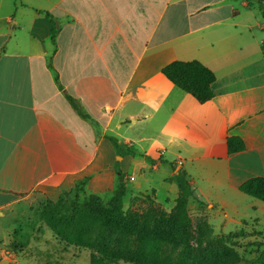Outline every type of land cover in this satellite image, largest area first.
Returning a JSON list of instances; mask_svg holds the SVG:
<instances>
[{
  "label": "crops",
  "instance_id": "0c3cea01",
  "mask_svg": "<svg viewBox=\"0 0 264 264\" xmlns=\"http://www.w3.org/2000/svg\"><path fill=\"white\" fill-rule=\"evenodd\" d=\"M256 1L0 0V214L37 191L100 178L111 166L110 138L127 121L139 129L120 141L133 159L145 163L143 154L154 168L177 150L168 178L187 162L209 224L214 203L237 206L247 195L239 185L264 178V20ZM193 59L215 74L204 103L161 72ZM231 135L242 138V150L227 152ZM163 188L160 197L150 188L155 202L173 205L176 183ZM125 195L123 204L138 196ZM253 198L244 206L264 209Z\"/></svg>",
  "mask_w": 264,
  "mask_h": 264
},
{
  "label": "trees",
  "instance_id": "16d2710c",
  "mask_svg": "<svg viewBox=\"0 0 264 264\" xmlns=\"http://www.w3.org/2000/svg\"><path fill=\"white\" fill-rule=\"evenodd\" d=\"M56 30L53 26L52 37ZM161 72L199 103L214 95L215 74L196 59L171 61ZM226 148L228 153L240 151L244 142L239 136H227ZM167 180L174 181L178 188L168 212L150 200L143 211L124 210L126 187L124 177L120 175L117 188L106 203L94 194L80 206L58 201L46 205L42 217L60 240L88 249L90 264H235L237 253L222 237L213 236V229L205 219H199L193 226L187 211L188 197L202 200L181 168ZM238 188L264 201L263 177L249 178Z\"/></svg>",
  "mask_w": 264,
  "mask_h": 264
},
{
  "label": "rangeland",
  "instance_id": "374dc122",
  "mask_svg": "<svg viewBox=\"0 0 264 264\" xmlns=\"http://www.w3.org/2000/svg\"><path fill=\"white\" fill-rule=\"evenodd\" d=\"M252 6L256 8L257 18L264 20V0H257ZM239 53L241 56L245 55L243 52ZM138 132V123L132 125L127 121L120 131L122 136L112 134L110 140L113 139L117 145L111 140L113 156L110 159V168L105 169L100 178L88 181L85 187L84 182L80 180L70 189L67 186L65 190H40L19 201L13 207L5 209L3 214H0V260L5 259L8 264H90L91 252L86 248L60 240L42 217V212L46 205L55 204L58 201L65 202V205L80 206L91 194L99 196L102 202L106 203L117 188L120 175L124 177L126 187L124 200L127 194L132 192L138 195L126 199L123 204L124 210L130 208L143 211L150 200L158 208L168 212L172 207L171 203L166 200L161 203L155 202L150 188L155 187L160 197L164 191V183L167 182V174L176 165L178 152L175 149H172V152H166L163 158L156 160L158 166L154 168L151 167L154 162L146 159L143 154L141 155L145 163L136 161L132 157L130 147L120 141L125 138L123 135L133 136ZM134 147L138 148L136 144ZM114 153L122 155L123 158L118 160ZM181 157L183 158L182 155ZM187 166L185 162L183 167ZM183 167L181 170L186 179L193 180L194 176L184 171ZM129 174L135 179L128 181ZM192 186L198 193L196 185L192 184ZM242 196L245 199L237 200V206L228 204L221 207L214 203L211 210L216 220L213 218L215 222H210L213 236L222 237L225 243L237 253L238 260L235 264H264V209L245 207L244 205L250 204V200L255 199L248 195ZM203 210L204 207L199 201L194 199L187 201V211L193 226L199 219L207 221ZM238 219H245L246 222L238 221Z\"/></svg>",
  "mask_w": 264,
  "mask_h": 264
},
{
  "label": "water",
  "instance_id": "95a60500",
  "mask_svg": "<svg viewBox=\"0 0 264 264\" xmlns=\"http://www.w3.org/2000/svg\"><path fill=\"white\" fill-rule=\"evenodd\" d=\"M0 264H8V261L3 259V260H0Z\"/></svg>",
  "mask_w": 264,
  "mask_h": 264
},
{
  "label": "built area",
  "instance_id": "2783aa9c",
  "mask_svg": "<svg viewBox=\"0 0 264 264\" xmlns=\"http://www.w3.org/2000/svg\"><path fill=\"white\" fill-rule=\"evenodd\" d=\"M179 165H181V160H178V162H177Z\"/></svg>",
  "mask_w": 264,
  "mask_h": 264
}]
</instances>
